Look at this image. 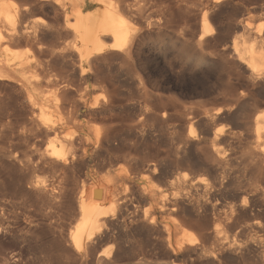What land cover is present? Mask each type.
Masks as SVG:
<instances>
[{
	"label": "bare ground",
	"instance_id": "obj_1",
	"mask_svg": "<svg viewBox=\"0 0 264 264\" xmlns=\"http://www.w3.org/2000/svg\"><path fill=\"white\" fill-rule=\"evenodd\" d=\"M20 1L23 3L22 6L21 3L19 4L21 7L0 0V85L3 84L2 87H4L6 85L4 83L8 84V82L18 84V90L22 94L21 98L25 96L33 117L32 120L29 119L31 131H34L33 133L38 136H53V140L46 148L31 153L34 155H30L28 162L33 166V170H41V173L44 171L54 175L59 185H68L70 179L81 180L80 189H78L77 209H72L75 211L73 216L75 224L68 234L69 248L75 256H72L75 258L73 263L237 264L238 260L246 259H242L245 253L253 254L264 250V114H254L253 120L242 117L243 120L241 119L240 123L247 128L246 138L249 139L245 146V155L251 179L246 187L229 190L230 184L225 183L224 179L222 182L214 177L212 182L207 184V181L204 183L198 181L197 178L190 179L191 177L188 178L189 176L182 172L172 178H164L159 170V173L157 172L159 165L156 166L157 163L149 162L142 167L144 174L135 173V169L128 174L110 171L107 168L111 167L100 161L104 151L101 155L97 150L99 146H102L106 152L112 150L111 143L115 138V132L106 123L109 119L106 116L112 114L113 109L115 110L117 107L114 101L119 95L121 87L119 88V84L116 83H119L118 78H116V82L113 80L115 73L112 77L109 75V68L115 65L118 67V70L114 67L117 70V76L124 78L125 83L135 84L136 78L134 79L135 75L132 72L133 54L142 42L141 29L146 26L144 24L143 28H140L138 19L140 20L143 10L146 9L144 6H148L146 2L149 0ZM153 1L155 2V0ZM174 1L170 0L171 3L176 4V7L177 4L183 7V5H187L188 0ZM219 2L220 0L214 1L215 4ZM157 3L163 5L161 2ZM165 6L163 5L164 8H166ZM46 8L53 12L54 23L45 26L44 29H40L38 24V27L34 24L30 26L27 19L31 13L36 10L43 11ZM163 10L161 12H166ZM261 10L264 13V8ZM153 13L155 15V12ZM173 15L175 16V13ZM155 21L157 20L155 19ZM159 24L161 25V23ZM166 25L168 26V24ZM212 25L203 15L197 35V44L208 42V38H211L215 32ZM167 26L163 27L166 29ZM248 26H246L247 29H251ZM244 28L234 24L232 30L233 32L246 31ZM147 29H151V27ZM158 29L157 32L160 30ZM252 29L255 30V33H253L254 30L252 33L248 32L250 36L255 37V45L246 41L236 42L232 44L228 53L234 59L232 61L242 68L243 72L248 73L252 88L256 86L259 93L264 95V26ZM171 32L173 31L171 30ZM47 40L53 41L52 48L47 49V52L52 55L49 54L51 57L55 54L62 63L65 60H70V76L67 75L58 80H47L41 62L27 61L28 59H25L22 54L14 52L15 48L11 49L13 45L17 46L19 43L27 47L30 45L33 48L36 47V51H34L37 53V57L42 55L43 58V55L46 54L44 47H46ZM43 42L46 43L43 44ZM143 42L145 41L143 40ZM23 70L32 71L31 77L20 79L19 73ZM41 75L46 87L50 89L47 93L38 91L37 86L41 83ZM104 88L109 92L107 99L101 100L94 96L98 89ZM8 89L6 91L11 90ZM31 90L37 91V93L33 94ZM252 92L249 91V94L253 95ZM262 104L264 105V102L256 101V103L247 105H250L248 106L250 110L256 112ZM114 106L116 107L114 108ZM244 106L246 107V105ZM220 110L217 109L213 115H207L203 122L209 124L208 126L213 124V118L216 119L214 116L221 114L222 110ZM242 110L244 111V109ZM251 115L246 117H251ZM232 119L240 122L239 115H235ZM97 120L104 124L101 131L93 129V125L91 127L92 121ZM202 134L210 138L209 146L211 147L209 155L207 152V155L203 157L204 161L200 163L211 174H216L215 168L207 160L222 161L226 158L225 153L216 147V142L220 141L221 137L223 138L222 132L206 129L202 131ZM188 136L190 138L186 139L185 144L196 146L198 144L195 139L196 133L191 126ZM201 138L204 139V137ZM184 146L180 147L177 152L180 158V163L177 165L179 169H186L190 165L189 159L185 156ZM117 150L115 149V151ZM26 161L25 163H27ZM102 171L105 173L101 175ZM53 188L55 187L53 186ZM39 190L40 193L47 194L45 189ZM50 190L52 189L50 188ZM58 190L60 191V188ZM55 191L57 190L51 192ZM73 191L71 192L74 193ZM48 197L51 198V195ZM58 198L62 199L61 196ZM47 201L50 202L48 199ZM222 203H227L228 206L223 208ZM234 233L242 234L241 237L246 235L247 238H249V233H259L260 235H258L259 237L256 235L255 239L251 236L252 239L249 238L244 243H236L231 237ZM66 250L68 251V249ZM251 259L253 260V256ZM245 261L247 262V259ZM70 262L72 263V261ZM241 263L243 264V261Z\"/></svg>",
	"mask_w": 264,
	"mask_h": 264
},
{
	"label": "rangeland",
	"instance_id": "obj_2",
	"mask_svg": "<svg viewBox=\"0 0 264 264\" xmlns=\"http://www.w3.org/2000/svg\"><path fill=\"white\" fill-rule=\"evenodd\" d=\"M5 1L7 3H14V5L17 4L15 6H20V3L21 6L23 5L20 0ZM171 1L175 2L174 0ZM214 1L217 0H188L187 5H183V7L177 4L180 10L170 0H155V2L149 0V2H146L148 6H144L146 9L143 10L140 20L138 19V24L139 26L141 25L140 28H143L144 24H146L141 29L143 38L139 44L140 46L136 48V50H139H135L136 53L134 52L133 54L135 58L133 57L132 72L135 75L134 79L136 78L135 84L130 85L125 83L124 78L117 76L116 71L118 67L115 65L109 68L110 73L106 71L111 77L115 73L113 80L115 82L118 80L119 83H116L117 85L119 84V88L121 87L119 95L114 101L115 105H117L114 108L116 107L117 109H113L112 114L106 116L112 123L107 118V125L115 132L114 142L111 143V146L113 149L115 147L118 150L112 149L106 152L102 146L97 147L101 155L104 151L100 161L107 164L108 167L110 166L111 168H107L110 171L128 174L135 169V173L144 174L142 167L145 163L149 162L153 164L157 163L156 166L159 165L157 172L159 170L161 176L163 175L162 177L164 178H172L177 173L181 174L182 172V174L185 173L189 176L188 178L191 177L190 179L197 178L198 181L204 183L207 181L206 183L209 184V182H212V178L216 177L220 181L224 179L225 183H229V187L232 188H228L229 190H234L237 187H246L250 182L251 176L248 172L245 155V146H247L249 139L246 138L247 128L240 123L245 118L253 120L254 114H264L263 104L259 106L256 112L250 110L248 107L250 105H247L256 103V101L263 103L264 97L262 98V96L264 95L259 93L256 86L253 85L254 87L252 88V82L248 73L243 72L244 70L232 61L234 59L228 51H230L232 44L236 42L246 41L255 45L256 39L254 36H250L249 32H253L254 29L252 28L264 26V13L261 10L264 8V0H220L219 3H216L217 5ZM157 2H161L164 6L168 4V6L164 8L163 5ZM161 6L166 12H161L163 10ZM150 7L152 8L151 10ZM46 9L32 12L27 19L28 24L30 23V26H33V24L37 26L38 24L40 29H44L47 25H52L54 23L53 12L50 9ZM153 12H155L156 16ZM165 13L167 14L165 15ZM174 13L175 16L173 15ZM157 15L159 16L157 17ZM203 15L209 23L213 24L215 32L211 38H208L209 40L206 44L201 43V45L197 44V35L199 34ZM169 24L171 25L170 27ZM234 24L240 25L242 28L245 27L246 31L233 32L232 27ZM164 25L167 26L166 29L163 27ZM247 25L251 26H248L251 29H247ZM148 26L151 29H147L150 28ZM155 28L159 31L157 32ZM151 32H154V35ZM253 33H255V30ZM50 41L45 42L46 44L43 42L47 47H44L46 54L43 55V58L42 55L40 57L38 55L37 57V53L35 52L36 47L33 48L30 45V47H27L19 43L17 46L13 45L14 47L12 46L11 49L15 48L13 49L14 52L22 54L25 59H28L27 61L34 63L41 62L47 80H58L64 76H70V60H65L66 62L63 61L62 63V61H59L60 59H57L55 54L56 59L54 56L51 57L52 55L47 52V49L50 50L53 46L51 45L53 41ZM47 44L49 45L47 46ZM229 57L231 58L229 59ZM22 72L19 73L20 79L31 77L32 71L23 70ZM116 78L118 79L116 80ZM42 80L40 81V85L37 86L38 91L47 93L50 89L46 87L43 78ZM4 84H6L4 87H2L3 84L2 86L0 85V264H74L75 258L73 257L75 256L69 248L68 234L75 224L73 216L74 210L77 209V201L79 199L78 189H80L81 180L70 179L68 181L69 184L65 185V187L64 185L57 184L54 175L44 171L41 173V170H33V166L28 162L31 153L35 150L46 148L53 140V136H38L33 133L34 131H31L32 129L29 124L33 117L29 104L24 98L25 96L21 98L22 94L18 90V84L9 82V85L7 83ZM40 86L43 88H40ZM6 89L9 91H6ZM5 91L8 93L6 94ZM249 91H253V95H250ZM10 92L11 94H9ZM31 92L33 94L37 93L34 90H31ZM107 92L105 88L98 89L94 96L104 100L109 97V92ZM18 98L19 100H17ZM217 109L222 110H220L221 114L214 116L216 119L213 118L214 123H211L210 127L208 126L209 124L203 121H205L207 115H213ZM250 113L253 114L251 115ZM231 115L233 117L239 115L240 122L232 119ZM248 115H251V117H246ZM101 122L97 120L92 121V124H90L91 127L93 125V129L101 131L104 126ZM190 126L196 133L195 139L198 143L196 146L185 144L186 139L190 138L188 136ZM206 129L221 131L223 136L220 141L216 142V147L225 153L226 158L222 160L223 162L213 159L207 160L215 168L216 174H211L200 163L204 161L203 157L207 155V152L209 155L211 147L209 146L210 138L202 134V131ZM201 137H204L205 140ZM245 139L247 140L245 141ZM183 145H185V156L189 159L190 165L186 169H179L177 165L180 163V158L177 152ZM33 146L34 148H32ZM134 166L136 167L133 168ZM131 168L132 170H130ZM104 173L105 171L101 175ZM41 187L45 189V193L47 194L39 192V189H42ZM59 188L60 191L58 190ZM53 189L57 191L51 192L54 191ZM58 192L59 194H57ZM50 195L51 198L48 197ZM60 196L62 199L58 198ZM226 204L222 203L221 206L224 208L228 206ZM234 234L231 237L236 243H244L247 239H252V237L255 239L256 235L257 237L260 235L259 233H249V238H247L246 235L241 237L242 234L240 233ZM237 237L238 241L236 240ZM262 251H257L253 254L245 253L242 259L246 258L247 262L245 259L238 260L236 263L242 264L241 262L243 261V264H263L264 256L262 257V254L264 255V250ZM255 253L257 254L254 256ZM64 256L70 260H67ZM252 256L253 260L251 259ZM254 260L257 261L255 262Z\"/></svg>",
	"mask_w": 264,
	"mask_h": 264
}]
</instances>
